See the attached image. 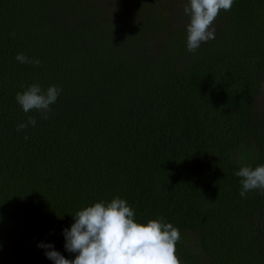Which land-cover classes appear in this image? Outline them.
I'll return each instance as SVG.
<instances>
[{
	"label": "trees",
	"instance_id": "16d2710c",
	"mask_svg": "<svg viewBox=\"0 0 264 264\" xmlns=\"http://www.w3.org/2000/svg\"><path fill=\"white\" fill-rule=\"evenodd\" d=\"M111 1L0 0V264L75 259L63 230L115 197L178 228L182 264H264V194L234 175L264 165V0L221 10L195 54L184 23ZM32 84L62 89L47 121L16 102Z\"/></svg>",
	"mask_w": 264,
	"mask_h": 264
},
{
	"label": "clouds",
	"instance_id": "9594fccd",
	"mask_svg": "<svg viewBox=\"0 0 264 264\" xmlns=\"http://www.w3.org/2000/svg\"><path fill=\"white\" fill-rule=\"evenodd\" d=\"M233 3L234 0H188L183 8L189 18L185 25L187 52L195 54L202 44L216 38L213 22L221 10L230 11ZM15 59L21 64L40 65L39 60L22 53ZM61 92L62 89L55 85L44 91L39 84H32L22 93L18 92L15 99L25 113L36 111L47 121L51 119L50 105L57 101ZM36 124V118L30 116L17 126V131ZM234 175L240 178L241 198L257 190L264 194V165L254 169L242 166ZM134 217V210L120 197L111 202L100 201L77 211L71 228L63 230L65 250L76 254L75 259H65L52 250L51 244L37 246L45 249V256L53 264H182L176 255V244L181 240L178 228L164 222L163 218L140 224Z\"/></svg>",
	"mask_w": 264,
	"mask_h": 264
},
{
	"label": "rangeland",
	"instance_id": "374dc122",
	"mask_svg": "<svg viewBox=\"0 0 264 264\" xmlns=\"http://www.w3.org/2000/svg\"><path fill=\"white\" fill-rule=\"evenodd\" d=\"M122 1H124L125 5H127L125 0H112L111 2L108 3V7L111 10L115 9L114 13L116 14V10L119 11L117 8L122 7ZM185 2L183 3L182 0H147L148 5L152 6L153 8L157 7L159 9L158 13H156L157 14L156 18H161L163 20H166L168 22L167 23L168 28L177 27L180 24L183 25V23L186 25L188 23L189 18L185 19V14L183 11L184 6L187 4ZM130 5L132 4H129V6ZM262 89L263 91H261V93L258 95V101H259L258 104L261 107H264V81L261 85V90ZM192 240H193L192 236H190L189 239L190 245L192 247L194 246L193 249H197L195 242L193 243Z\"/></svg>",
	"mask_w": 264,
	"mask_h": 264
}]
</instances>
